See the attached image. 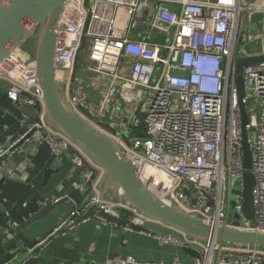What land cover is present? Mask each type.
Instances as JSON below:
<instances>
[{"label":"built area","instance_id":"1","mask_svg":"<svg viewBox=\"0 0 264 264\" xmlns=\"http://www.w3.org/2000/svg\"><path fill=\"white\" fill-rule=\"evenodd\" d=\"M258 12L264 14V0H69L59 26L57 76L67 102L79 115L96 126L111 115L109 127H98L120 143L124 156L150 185L208 223L264 232V61L244 68L254 220L243 212L246 169L235 82L238 58L264 55V16L261 33L252 31L250 21ZM258 38L262 50L254 53L252 42ZM80 69L107 79L99 98L82 94ZM0 87V94L12 102L38 112L28 125L31 135L14 150L10 149L27 133L2 148L0 158L5 153L8 158L18 155L28 143H46L57 157L70 154L80 169L78 187L92 194L97 211L142 227L154 221L134 207L101 197L102 169L47 121L34 54L23 48L14 51L0 67ZM139 112L145 115V135L132 136ZM27 119L25 115L24 124ZM16 177L15 171H8V178ZM72 223L60 222L50 237L57 238ZM176 231L180 237H159L194 248L200 257L165 263L126 254L108 263L264 264V247L201 241Z\"/></svg>","mask_w":264,"mask_h":264},{"label":"water","instance_id":"2","mask_svg":"<svg viewBox=\"0 0 264 264\" xmlns=\"http://www.w3.org/2000/svg\"><path fill=\"white\" fill-rule=\"evenodd\" d=\"M68 2L69 0H0V67L14 51L21 49L26 41H34L35 74L43 92L47 121L51 127L70 138L102 169L98 183L101 197L134 207L150 219L183 232L193 239L264 247V232L213 225L184 210L172 199L150 185L136 171L131 161L124 156L120 143L113 136L79 115L69 105L63 93L64 85L57 76V54L60 47L59 26ZM263 16L264 14L261 12L251 14L250 21L255 27V33H261L263 30ZM251 48L254 53L260 52L262 50L261 39L254 40ZM263 61L264 55L238 58L235 71L242 115V142L246 169L243 175V212L245 217L251 220L255 219L253 206L255 177L251 171L253 153L248 142L249 116L245 103L244 68ZM17 104L21 111L28 116V119L4 148L10 147L16 139L25 135L28 125L32 124L38 114L34 107H27L23 103ZM31 133H27L10 150L23 144ZM36 144L39 143H28L25 146L31 149L32 145ZM24 151L25 148L23 152L14 156L12 161L0 169V173H3V177L0 179V189L8 179V168H16L19 162L24 159V154H26ZM8 155L9 153H5L0 158V163L5 162ZM51 173L52 171L49 170L45 174V183ZM184 193L191 198L193 203L195 202L188 189H185ZM237 193L236 189L231 193L233 205ZM33 196H36L40 208L21 223L15 222L8 215L11 228L6 232H0V243H6L9 238H14L17 241V248L21 250L20 255L15 256V259L9 264H46L41 262V257L46 248L55 244L56 238L50 237V234L60 222L68 224L73 221L71 225H66L59 231L61 235L76 232L78 225L94 217L95 214L106 222L123 227L129 225L131 229L137 231H149L146 227L130 223L118 215L104 213L102 210L97 211L96 205L91 204L92 194L85 197L82 188L79 187L65 191L62 196L53 200L46 199L36 188H34ZM62 204L65 205V211L61 215L59 223L40 238L32 239L30 234L35 229L34 226L52 215ZM72 226L74 227L71 228ZM183 249L191 257L201 256L199 251L194 248L183 247Z\"/></svg>","mask_w":264,"mask_h":264},{"label":"crops","instance_id":"3","mask_svg":"<svg viewBox=\"0 0 264 264\" xmlns=\"http://www.w3.org/2000/svg\"><path fill=\"white\" fill-rule=\"evenodd\" d=\"M82 79V78H81ZM83 81V79H82ZM107 79L100 76L87 75L83 93L88 97L99 98ZM1 89V87H0ZM111 113V112H110ZM25 113L17 103L12 102L3 93L0 94V150L4 148L24 125ZM114 115V113H112ZM109 114L102 120L103 125H110ZM29 150V151H28ZM24 159L19 162L15 171L19 177L8 178L0 189V230L11 228L10 218L21 223L40 207L34 195V188L48 200L56 199L65 191L74 190L81 182L80 169L74 165L69 153L55 156L46 143L25 146ZM8 158L1 164L12 161ZM52 173L45 183V174ZM3 177V173L0 179ZM45 183V184H44ZM84 196L89 193L82 189ZM65 205H60L52 215L42 220L34 227L30 236L40 238L51 230L61 219ZM152 233H145L134 229H125L121 225L105 222L96 216L87 219L77 227L76 232H69L55 239V244L43 251L41 262L46 264H109L118 255H133L138 259L148 261H162L171 263L175 258L182 261H192L182 246L163 241L159 235L180 234L173 228L152 221L146 226ZM17 241L9 238L6 243H0V264H9L21 250L16 246Z\"/></svg>","mask_w":264,"mask_h":264},{"label":"rangeland","instance_id":"4","mask_svg":"<svg viewBox=\"0 0 264 264\" xmlns=\"http://www.w3.org/2000/svg\"><path fill=\"white\" fill-rule=\"evenodd\" d=\"M248 26L250 27V24L248 23ZM252 31L254 32L255 31V27L253 26L252 27ZM163 40V39H162ZM23 50H25V51H29L30 53H32L33 54V49L35 48V45H34V41H30V40H28V41H26V43L23 45ZM78 74H79V76H81V78L83 79V81L81 82V86L84 88V86H85V78H86V74L85 73H83V71L80 69V71L78 72ZM78 85V84H77ZM80 85H78V86H80ZM98 126L99 127H104L103 126V123L101 122V123H98ZM129 134V133H128ZM251 134H252V132H251ZM25 148V147H24ZM98 173V172H97ZM90 194V193H89ZM196 258V257H195Z\"/></svg>","mask_w":264,"mask_h":264},{"label":"trees","instance_id":"5","mask_svg":"<svg viewBox=\"0 0 264 264\" xmlns=\"http://www.w3.org/2000/svg\"><path fill=\"white\" fill-rule=\"evenodd\" d=\"M138 118L140 120V123H139V125L137 127L133 128V130L131 131V135L132 136H144L145 135V115H144V113L139 112ZM103 126L109 127V126H106V125H103ZM123 215L126 218L129 217V214H127L125 212H124Z\"/></svg>","mask_w":264,"mask_h":264},{"label":"bare ground","instance_id":"6","mask_svg":"<svg viewBox=\"0 0 264 264\" xmlns=\"http://www.w3.org/2000/svg\"><path fill=\"white\" fill-rule=\"evenodd\" d=\"M153 171V170H152Z\"/></svg>","mask_w":264,"mask_h":264}]
</instances>
